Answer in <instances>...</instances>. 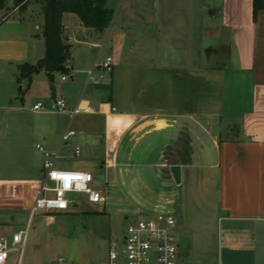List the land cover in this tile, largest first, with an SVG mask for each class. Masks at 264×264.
Segmentation results:
<instances>
[{"label": "crops", "instance_id": "crops-1", "mask_svg": "<svg viewBox=\"0 0 264 264\" xmlns=\"http://www.w3.org/2000/svg\"><path fill=\"white\" fill-rule=\"evenodd\" d=\"M27 1V6L21 8L14 5V0H8L10 15L0 21V111L8 109L5 104L9 97L8 77L16 76L17 81L22 65L36 67L46 53L45 40L41 36L46 25L44 7L34 0ZM152 2L154 7L149 12L154 13L158 22L170 23L169 29L174 27V22L194 23L199 19L198 14H207L212 20L207 30L212 33H180L174 29L146 33L147 53L155 62L151 67H144L142 79L138 68L131 70L126 100L121 108L115 106L113 90L110 95L97 93L98 89L94 88L102 83L92 85L94 88L86 99L81 92H70L73 87L59 92L54 86L56 98L66 101L68 111L77 107L90 111L77 115L73 121L69 112L40 113L48 122L38 128L42 146L48 152H59L60 158L67 155L90 157L96 164L100 163L101 171L96 174L105 175L106 182L112 179L115 168L124 165L147 167L151 171L157 166L169 173L167 176L171 175L168 180L172 182V169L179 166L181 183L177 185L190 181L193 170H206L211 175H202L198 180L202 183L214 180L217 184L216 207L221 216L216 261L218 264H264V11L259 12L255 21L253 0ZM15 13L19 19L10 21ZM63 27L67 43L72 46L69 82L76 90L82 84L87 89L90 86L87 85L88 72L105 45L103 36L109 37L111 33H106L108 29L97 33L85 28L80 18L72 13L63 15ZM127 36L132 37L133 33L117 32L112 37L115 64L112 83L115 82V69L121 64ZM134 52L135 49L130 50ZM168 53L178 56L170 61ZM42 72L45 71L36 73L34 70L20 83L31 81ZM200 79L212 88L221 89L218 112L201 113L194 107L199 90L193 87ZM177 81L191 89L187 90L188 94L175 91V98L170 88H175ZM43 88V98L50 99L53 107V94L46 85ZM103 92L106 93V89ZM79 118L82 121L75 129L74 122ZM69 130L75 132L72 137L88 136L86 146H72V137L67 144L63 143ZM6 137L5 133L0 135L2 140H13ZM16 138L21 142L17 158L7 159L9 168L0 173V211L31 213L45 177L46 158L36 147L40 144L34 146L29 140L32 137ZM77 148L79 155H76ZM69 165L72 164L56 168L55 162L58 170L89 172ZM78 199L79 204L70 210L91 205ZM104 205L94 206L102 208ZM139 215L136 212L132 216ZM134 217L126 215L130 223L137 221ZM178 222L180 229L181 222ZM182 250L186 257L193 254L188 247Z\"/></svg>", "mask_w": 264, "mask_h": 264}, {"label": "rangeland", "instance_id": "rangeland-1", "mask_svg": "<svg viewBox=\"0 0 264 264\" xmlns=\"http://www.w3.org/2000/svg\"><path fill=\"white\" fill-rule=\"evenodd\" d=\"M15 1L18 0H14V5L18 6ZM107 1V7L113 11V18L106 33L111 34L109 37L103 36V39L106 40L98 61L101 63L107 57H112L111 49L114 33H133L132 37L127 36L121 64L115 69V82L112 83L110 73H104L102 86L94 88L90 85L85 89L84 84H82L76 90L75 86H72L69 82L71 74L57 73L54 84L49 82L45 72L36 74L31 81L27 80L20 84L17 83L16 76H9L7 81L10 83L7 91L9 97L5 103L8 109L0 111V135L5 133L6 138H12L13 140L0 139V173L5 171L6 167L9 168L10 163L7 162V159L12 161L18 153V144H21V142L17 141L16 137H32L29 140L34 143V146L37 144L42 145L38 128L48 122L45 116L40 114L44 112H35L32 109L38 102L44 103L48 109L52 108L51 100L43 98L44 85L47 86V90L51 95L53 94V86L58 87L59 92L66 89L70 90V87H73L70 92L73 94L81 92L84 99L88 98L93 88L98 89L97 93H108L109 95L113 90L115 106L121 108L122 103L126 100L128 81L131 80V70L134 67L138 68L137 72L141 73L139 76L142 79L141 76L143 77V72L145 73L144 67H151L155 62L150 60L149 53H147L149 46L147 40L149 39L144 37L146 33H149V31L159 33L160 30L162 33V30L166 31L167 29L168 31L174 29L180 33L187 31L212 33L211 30H207L212 24V20L209 19L207 14H198L199 19L194 23L188 21L174 22V27L169 29L170 23L158 22L153 15L154 13L149 12L154 7L153 0ZM0 12L1 21L10 15L11 9L6 7ZM17 19H19L17 13L10 17V21ZM150 26H152V30H150ZM131 49H135V52L130 53ZM91 53L94 55L95 51H91ZM177 56L175 53H168L170 61ZM63 76H68V82L62 81ZM175 83L177 90L174 87L170 88L171 95L174 93L175 98V91L186 94L187 90L190 91L191 89V87L185 86V83L179 81ZM193 88L199 90V96L193 105L198 107L201 113L218 112L220 110L221 89L217 87L215 90H210L208 86L203 84L194 85ZM105 89L106 93L103 92ZM190 101L188 103H191ZM80 121L82 119H76L73 128L76 129L77 123ZM87 142L88 136L82 138L78 134L71 138L72 146L79 145L83 148ZM36 153L37 161H39V154ZM137 162H142V160H137ZM65 164H72L69 166L75 167L77 170H87L92 174L101 171L100 163L96 164L86 155L62 157L56 161V168L65 166ZM167 175L169 173H165L163 169L157 166L152 171L147 167L118 166L112 174V179L107 181L109 184L106 181L92 184V188L102 192L107 199L102 208H98L93 204H84L78 209L67 212L46 213L40 211L32 219H30V212L10 213L0 211V238L11 240L15 233L28 232L23 264H54L61 258L67 262L79 264L104 263L108 258L111 242L113 240L121 241L125 237L129 224H131L126 219V215L133 219L134 216L132 215L137 212L140 215L134 217V219L142 220L146 214L170 212L181 222V227L178 229L181 248L188 247L193 251L192 256L186 257V260L190 264H218L216 260L219 253V230L221 226L219 218L221 216L216 207L217 184L214 180L210 183H206V181L202 183L198 180L202 175H211L206 170H193L190 181H184L182 185H177L174 180L173 182L169 181L171 175ZM77 197L82 198L84 202L87 201L85 196L78 195ZM46 214L50 215L46 216ZM18 257L19 252L17 250L13 251L8 264H16ZM230 264L238 263L231 262Z\"/></svg>", "mask_w": 264, "mask_h": 264}, {"label": "built area", "instance_id": "built-area-1", "mask_svg": "<svg viewBox=\"0 0 264 264\" xmlns=\"http://www.w3.org/2000/svg\"><path fill=\"white\" fill-rule=\"evenodd\" d=\"M114 65L112 57H107L101 63L97 60L88 72L87 85H100L104 73L111 74ZM66 69L72 72L70 62L66 64ZM67 79L68 76L62 77L63 81ZM32 110L35 112H69L71 121L77 115L90 111L89 108L82 110L79 107L68 111L67 103L63 98H56L51 109H48L44 103H37ZM115 110L113 108V111ZM74 134V131L69 130L63 137V143L67 144ZM37 149L46 158L45 177L31 210V217L40 211L46 213L68 211L79 204L78 195L85 196L90 204H105L102 192L92 188L93 183L100 182L94 174L76 170H58L55 168V162L60 158L59 152H48L42 145H38ZM79 154L80 149L77 148L76 155ZM144 217L142 220L129 224L125 237L121 241L111 242L108 258L104 263L94 264H190L179 242L177 217L170 212L146 214ZM27 236V231H21L14 234L11 240L0 238V264H8L11 253L15 250L19 252L16 264H22ZM55 264L79 263L67 262L61 258Z\"/></svg>", "mask_w": 264, "mask_h": 264}, {"label": "trees", "instance_id": "trees-1", "mask_svg": "<svg viewBox=\"0 0 264 264\" xmlns=\"http://www.w3.org/2000/svg\"><path fill=\"white\" fill-rule=\"evenodd\" d=\"M8 0H0V11L7 7ZM44 7L46 14V25L41 34L45 40L46 53L36 67L25 64L20 67V75L17 79L18 83L29 78L35 68L44 70L50 83L54 84L57 73L63 75L71 74L66 69V64L71 61L72 46L67 43V37L64 35L63 15L65 13L76 14L83 26L87 29L94 30L97 33H104L109 29L113 11L106 7L107 0H86L89 6L88 11H85L79 0H56L54 6V15L50 20V11L47 7L49 0H34ZM17 5L25 8L28 4L27 0H18ZM264 11V0H253V17L257 20L259 12ZM199 84L208 86L210 90H215L208 85L207 82L199 80Z\"/></svg>", "mask_w": 264, "mask_h": 264}, {"label": "water", "instance_id": "water-1", "mask_svg": "<svg viewBox=\"0 0 264 264\" xmlns=\"http://www.w3.org/2000/svg\"><path fill=\"white\" fill-rule=\"evenodd\" d=\"M82 7L84 8L85 11H88L89 9V6L87 5V2L86 0H79ZM56 0H49L48 2V9L50 11V20H52L53 18V15H54V10H55V4ZM35 72L36 73H39V69L35 68ZM52 93H53V98L56 99V90H55V87L53 86L52 87ZM172 175H173V178L175 180V182L177 184H180L181 183V169L179 166H176L172 169ZM95 178L99 181H104L105 180V175L103 174H95Z\"/></svg>", "mask_w": 264, "mask_h": 264}]
</instances>
